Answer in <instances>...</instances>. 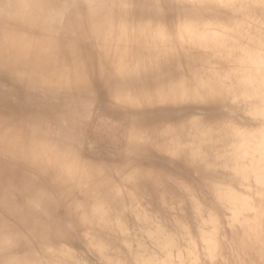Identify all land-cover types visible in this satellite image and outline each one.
Returning <instances> with one entry per match:
<instances>
[{
    "label": "clouds",
    "instance_id": "clouds-1",
    "mask_svg": "<svg viewBox=\"0 0 264 264\" xmlns=\"http://www.w3.org/2000/svg\"><path fill=\"white\" fill-rule=\"evenodd\" d=\"M0 264H264V0H0Z\"/></svg>",
    "mask_w": 264,
    "mask_h": 264
}]
</instances>
